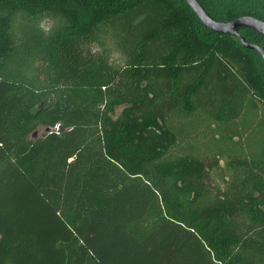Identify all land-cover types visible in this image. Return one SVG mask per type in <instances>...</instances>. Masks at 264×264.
<instances>
[{
  "label": "trees",
  "instance_id": "16d2710c",
  "mask_svg": "<svg viewBox=\"0 0 264 264\" xmlns=\"http://www.w3.org/2000/svg\"><path fill=\"white\" fill-rule=\"evenodd\" d=\"M0 264H264L260 53L186 0H0Z\"/></svg>",
  "mask_w": 264,
  "mask_h": 264
},
{
  "label": "water",
  "instance_id": "95a60500",
  "mask_svg": "<svg viewBox=\"0 0 264 264\" xmlns=\"http://www.w3.org/2000/svg\"><path fill=\"white\" fill-rule=\"evenodd\" d=\"M188 5L193 9V11L197 14L200 21L210 30L213 32L222 34V35H232L241 40V43L244 48L250 50H256L260 53L262 58L264 59V49L258 45L248 43L246 38L241 35L239 32L240 28H250L262 36H264V21L252 17V16H245L238 18L234 21L229 22H221L217 21L216 19L212 18L207 11L203 8L198 0H186ZM59 125L55 128L52 127H40L36 130L33 134V138L37 139L41 132L44 131L45 134H51L55 131H58Z\"/></svg>",
  "mask_w": 264,
  "mask_h": 264
},
{
  "label": "rangeland",
  "instance_id": "374dc122",
  "mask_svg": "<svg viewBox=\"0 0 264 264\" xmlns=\"http://www.w3.org/2000/svg\"><path fill=\"white\" fill-rule=\"evenodd\" d=\"M52 25L53 24L50 20H45L40 25V28L44 31H48V29H50L52 27ZM92 50H93V52H97V53H100V52L102 53L104 50H106V55L109 57L110 62L115 67H122L124 64V58L118 52H116L115 49H113L109 44L104 49H101L100 46H98V45H94V46H92ZM121 110H122V108H119L117 110V114H120ZM37 130H38V128H37ZM44 134H45L44 131H42L40 136H42ZM249 140L251 141V139H249Z\"/></svg>",
  "mask_w": 264,
  "mask_h": 264
},
{
  "label": "flooded vegetation",
  "instance_id": "af4514ba",
  "mask_svg": "<svg viewBox=\"0 0 264 264\" xmlns=\"http://www.w3.org/2000/svg\"><path fill=\"white\" fill-rule=\"evenodd\" d=\"M258 19H259V18H258ZM262 21H263V20H262ZM253 44L260 46L259 44H256V43H253ZM260 47H261V46H260Z\"/></svg>",
  "mask_w": 264,
  "mask_h": 264
}]
</instances>
